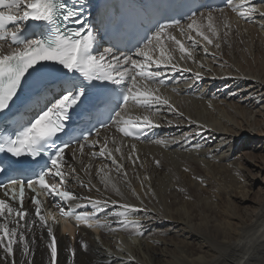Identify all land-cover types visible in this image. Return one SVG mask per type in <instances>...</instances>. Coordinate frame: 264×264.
I'll use <instances>...</instances> for the list:
<instances>
[{"label":"bare ground","instance_id":"obj_1","mask_svg":"<svg viewBox=\"0 0 264 264\" xmlns=\"http://www.w3.org/2000/svg\"><path fill=\"white\" fill-rule=\"evenodd\" d=\"M260 1L252 0V3L264 12V0L263 4H258ZM230 10L227 5L222 11L211 12L220 38H213L214 43L207 45L208 54L203 50L205 42L195 49L193 59L179 60L180 53L176 51L180 70H164L168 77L177 75L180 81L166 88L160 86L159 93L177 112L161 106L152 116L154 123L159 124L154 128L160 132L156 141H127L111 129L104 130L93 140L98 143L92 151L99 153L107 142V150L123 166L120 171L107 155L93 158L87 151L79 158L72 150L68 152L66 172L76 169L75 174L68 176V188L80 197L108 200L109 212L123 211L118 207L123 204L142 209L130 214L129 219L139 220L143 227H122L117 222L119 218L111 215L106 218L104 213L99 219L102 224L105 219L108 223L93 230L55 224L59 264H67L69 253L65 249L69 247L76 250L75 264H241L245 256L248 261L244 264L249 261L260 264L264 260V198L258 203L250 199L255 186L259 182L264 185V151L249 154L255 161L258 158L256 165L249 162L248 156L236 155L240 147L250 146L256 136H264V35H258L255 40L256 30H249L247 25L242 31L236 29L235 25L240 26L243 20H237L238 14ZM196 19L201 20L200 14ZM225 20L230 29L223 27ZM261 21L264 23V18ZM171 31L189 45L176 28ZM215 43L220 47L216 48ZM132 113L143 115V110L133 108ZM255 127L261 131L249 135ZM197 132L200 135L189 136ZM185 136H189L188 141L184 140ZM158 140L166 143H157ZM116 147L121 152H115ZM129 154L132 159L128 158ZM185 188L202 191L206 197L199 196L198 205L193 203V198L192 203L185 204L180 199ZM218 193L234 196L244 212L239 211L229 222L211 223L199 217L196 207H201L200 204L209 216L218 217L212 206V197ZM69 204L72 208L89 206L92 210L88 200ZM138 231L143 235H138ZM29 235L35 236L31 245L33 264H47L45 240L41 239L47 237L46 231L36 228ZM133 237H137L138 244ZM81 241L87 244V251L80 246ZM3 257L0 251V264H8ZM15 259L19 261L23 257L16 252Z\"/></svg>","mask_w":264,"mask_h":264},{"label":"snow or ice","instance_id":"obj_2","mask_svg":"<svg viewBox=\"0 0 264 264\" xmlns=\"http://www.w3.org/2000/svg\"><path fill=\"white\" fill-rule=\"evenodd\" d=\"M226 3L245 21L254 20L256 15L264 18V12L259 11L252 0H240L239 3L226 0ZM85 8V0H0V154H3L0 157V175L7 176L6 183L0 181V196L3 197L0 198V251L8 264H33L31 245L35 243V236L29 234L34 233L36 228L47 233L46 238L41 236L45 240L47 264H59L53 226L60 219L74 217L77 226L83 224L91 229L108 223L105 219L102 224L99 219L100 213H104L106 218L109 215L119 218L117 222L122 227H143L139 220L129 219L130 214L142 209L123 204L118 205L123 211L109 212L108 200L80 197L67 187L68 176L75 174L76 169L64 170L67 166L65 150L70 144L58 143L60 134L66 132L71 114H79L78 110L91 87L103 86L107 89L111 85L113 87L106 99L115 106L109 109L108 119L124 137L139 139L141 134L159 127L152 116L160 111L161 106H167L170 112H177L170 101L159 94L160 86L165 82L164 70H180L174 53H180L179 60L193 59L194 51L201 42H205L203 50L208 54L207 45L214 43L213 38H220L211 12L206 16L201 13L199 22L193 13L186 26L178 20L156 22L137 39L134 51L129 49L131 54L115 45L101 50L97 43L98 30L84 19ZM223 27L230 29V24L225 20ZM173 28L181 37H186L190 42L188 46L171 31ZM37 32L38 36L35 35ZM224 35L227 36L228 32L225 31ZM215 47L219 48L220 44L215 43ZM56 65L64 72L59 93H53L51 99H46L44 106L34 105L26 116L12 119L9 123V115H18L13 109L28 78L44 71L58 70L50 67ZM183 70L190 71L188 68ZM199 75L197 73V78ZM97 81L99 85L95 83ZM133 108L142 109L143 115L133 116ZM196 135L200 133L189 134ZM189 136H185L184 140L188 141ZM95 143L87 146L94 147ZM157 143L164 144L166 141L158 140ZM85 146L79 144L81 153ZM132 151H135V145H132ZM115 152H121L120 147H116ZM105 155L120 171L123 166L117 163L113 152L107 150V142L99 151V156ZM128 158L132 159V156L129 154ZM57 178L58 182H50ZM107 182L105 176L106 186ZM115 190L119 194V189ZM26 191L33 195L26 197ZM40 193L59 197L66 203L88 200L92 210L77 213L60 207L58 218L55 213L43 208ZM26 198H30L34 212L25 207ZM111 203L117 205L116 201ZM29 215L32 216L31 221L28 220ZM137 234L143 235V232L138 231ZM80 246L84 251L88 250L87 244L82 241ZM65 251L69 253L67 264H75L76 250L69 247ZM16 252L23 259L17 261ZM244 261H248L247 256ZM260 264H264V260Z\"/></svg>","mask_w":264,"mask_h":264},{"label":"rangeland","instance_id":"obj_3","mask_svg":"<svg viewBox=\"0 0 264 264\" xmlns=\"http://www.w3.org/2000/svg\"><path fill=\"white\" fill-rule=\"evenodd\" d=\"M261 2H262V0L258 4H260ZM261 4H263V3H261ZM255 5H257V4H255ZM230 9L231 8L229 7V10ZM230 11H232V10H230ZM261 19H263V18H261L259 15H256L254 20L245 21L244 19H241L239 16H237V20H239V21L243 20V22L241 24L242 26L240 25V26L236 27L237 25H235V28L236 29L239 28L240 30L239 29L238 30L242 31V29H245L244 28L245 25H247L248 28L250 27L249 30H252V29L256 30L255 31L256 36H254L253 38L255 40H257L259 38L258 35H260V36L264 35V23L261 21ZM260 25L263 26L261 29L259 28ZM252 26H253V28H252ZM246 35L248 36L249 32L246 33ZM242 44L244 45L243 42H242ZM254 118H255V116L252 118V122L254 121ZM250 130L251 131L248 134L252 136L256 132L261 131V128L259 129V128L255 127V128H251ZM256 137H255V139H252L251 141L249 140L251 142L250 146H248L246 148L240 147L239 150L236 152V155H238L240 157H243V156L247 157L248 156L249 162L250 163L252 162L255 165L259 163L258 158L255 161V159H251L250 158L249 154L253 153V152H256L258 154V153H261V151H264V136H256ZM250 138L251 137H249V139ZM251 147L254 148V149H257V148L258 149L256 151V150H253ZM197 192L198 191H195V190H193L191 188H189L188 190L185 188V189L181 190V192H180V199H181L182 202H184L185 204H188V205L190 203H192V201H193L194 204H197L196 202H198V197L199 196L201 198L206 197V196H203L204 194L202 193V191H199V192H201L200 194H199V192L198 193ZM252 192L253 193L250 195V197H251L250 199H252L254 203H256V202L258 203L260 201V199L262 200L264 198V196H263L264 195V185L262 184V182H259L258 185L255 186V189ZM196 193L198 195H196ZM191 198H193V200ZM212 201H213L212 206H214L216 208L217 215H218V217L215 218V219L208 215L206 208L203 207L202 204H200L201 207H196L197 215L199 217L202 216V218L205 221L207 220V221H211V223H213L214 220H224V221L229 222L230 218H232V216H235L239 211L240 212H244L243 211L244 208L235 201V197L234 196L227 195L225 193H220V194L218 193V194H214L213 195ZM248 206L250 208H252L251 205H248ZM233 224H236V222L233 221ZM234 227H236V226H234ZM132 240L136 241V244H138L137 237H133ZM98 242H99V240H98Z\"/></svg>","mask_w":264,"mask_h":264}]
</instances>
